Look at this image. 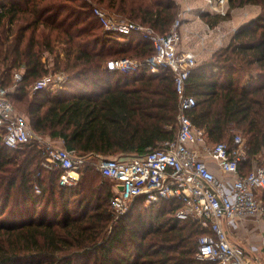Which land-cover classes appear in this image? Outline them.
Masks as SVG:
<instances>
[{
  "label": "trees",
  "instance_id": "trees-1",
  "mask_svg": "<svg viewBox=\"0 0 264 264\" xmlns=\"http://www.w3.org/2000/svg\"><path fill=\"white\" fill-rule=\"evenodd\" d=\"M228 3L225 15L203 16L216 24L236 7L257 4L260 11L192 68L190 116L211 143L230 140L239 128L250 160L264 164V0ZM95 6L159 33L179 13L175 0H0V77L11 87L14 71L22 70L9 98L37 132L84 154L142 155L176 135L173 73L108 69L107 60L145 58L154 45L106 31ZM48 73L63 74L59 88L32 91ZM46 156L43 146L10 147L0 136V264H215L196 257L199 237L211 231L176 216L181 200L161 198L146 207L138 196L115 218L110 179L86 165L74 185H62V169L42 165Z\"/></svg>",
  "mask_w": 264,
  "mask_h": 264
},
{
  "label": "built area",
  "instance_id": "built-area-1",
  "mask_svg": "<svg viewBox=\"0 0 264 264\" xmlns=\"http://www.w3.org/2000/svg\"><path fill=\"white\" fill-rule=\"evenodd\" d=\"M207 1L212 10L220 14L225 15L229 9L225 6L228 0ZM93 11L106 31L142 36L152 41L154 52L145 58H111L106 67L121 72L146 68L157 73L162 68L170 69L178 96L176 135L156 149L128 157L80 153L66 147L63 140V146L48 144L45 148L43 135L33 129L28 116L9 98V92L22 79V70H15L11 87L4 86L0 77V136L4 144L10 147L27 143L43 146L47 156L42 165L48 169L60 167L62 185H74L86 165L94 166L114 181L110 210L115 218L126 212L138 196H143L148 204L161 198H177L182 202L176 212L178 218L197 220L211 231L198 239V259L215 264H264V201L261 194L264 164L255 158L250 160L244 133L236 132L230 140L211 143L206 130L193 123L190 111L196 105V97L187 92L186 82L198 61L193 52L180 50L183 12L178 13L169 31L159 33L150 26L124 19L99 6ZM63 78L61 73L44 74L33 82L31 90L58 84ZM249 160L250 169L242 172V164ZM242 228L247 233L253 230L259 233V245L253 254L247 251L244 239L240 237ZM234 232L235 237L232 236Z\"/></svg>",
  "mask_w": 264,
  "mask_h": 264
},
{
  "label": "crops",
  "instance_id": "crops-1",
  "mask_svg": "<svg viewBox=\"0 0 264 264\" xmlns=\"http://www.w3.org/2000/svg\"><path fill=\"white\" fill-rule=\"evenodd\" d=\"M175 1L179 6V12H183L180 50L193 52L198 62L209 58L215 50L226 45L236 28L255 17L260 11L259 5L247 4L231 9L229 17L212 24L203 14L209 13L212 16L218 12L212 10L207 0ZM225 6L229 8V3L226 2ZM217 174H221L218 169ZM243 229L240 237L244 239L243 244L247 251L253 254L259 245L257 239L259 233L255 232L256 230L247 233ZM232 236L235 237V232Z\"/></svg>",
  "mask_w": 264,
  "mask_h": 264
},
{
  "label": "rangeland",
  "instance_id": "rangeland-1",
  "mask_svg": "<svg viewBox=\"0 0 264 264\" xmlns=\"http://www.w3.org/2000/svg\"><path fill=\"white\" fill-rule=\"evenodd\" d=\"M107 10V9H106ZM108 11V10H107ZM110 12V11H109ZM111 13V12H110ZM113 13V12H112ZM51 60H52V56L51 55H49V61H50V63H49V66H50V68H52V66H53V64H52V62H51ZM54 74V73H53ZM49 88L50 89H52V90H55L56 91V89L57 88H59V84H51L50 86H49ZM20 112H22V113H24L25 115H27L28 116V114H27V112L24 110V109H22V108H20V107H18L17 108ZM28 118H29V116H28ZM30 119V118H29ZM231 132H232V134H234V133H236V132H242L243 133V131L242 130H240L239 128H236V127H234V128H232L231 129ZM42 134V133H41ZM43 135V137H44V140H45V142H44V146H45V148H48L47 146H48V144H50L51 146H53V147H57V146H63V143H62V140H60V139H58V138H52V140L51 139H49V137L48 136H46L47 134H42ZM47 140H49L48 142H47ZM54 140H56V141H54ZM110 156H113V155H110ZM90 165V164H89ZM97 170V169H96ZM108 179H110V178H108ZM111 181H112V184H114V181L112 180V179H110ZM263 193V191L261 192V194ZM134 201V200H133ZM133 201H132V203H133ZM131 203V204H132ZM131 204L129 205V208H130V206H131ZM151 204L152 203H146V201H145V206L146 207H150L151 206ZM128 208V209H129ZM127 209V210H128Z\"/></svg>",
  "mask_w": 264,
  "mask_h": 264
},
{
  "label": "water",
  "instance_id": "water-1",
  "mask_svg": "<svg viewBox=\"0 0 264 264\" xmlns=\"http://www.w3.org/2000/svg\"><path fill=\"white\" fill-rule=\"evenodd\" d=\"M120 188H122V186H120Z\"/></svg>",
  "mask_w": 264,
  "mask_h": 264
}]
</instances>
